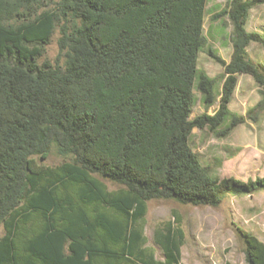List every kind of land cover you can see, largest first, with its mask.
<instances>
[{"label":"trees","instance_id":"trees-1","mask_svg":"<svg viewBox=\"0 0 264 264\" xmlns=\"http://www.w3.org/2000/svg\"><path fill=\"white\" fill-rule=\"evenodd\" d=\"M44 1L0 0V264H181L180 228L156 232L162 260L143 246L147 201L217 207L264 189V176L210 175L188 143L193 127L228 116L239 74L264 92V61L247 50L264 34L245 26L264 0L213 15L230 19L232 53L208 49L223 67L219 104L192 119L195 80L215 100V77L197 68L206 0ZM56 29L62 64L43 58ZM244 120L234 114L219 134ZM52 148L67 160L37 165ZM237 231L245 264H264V242Z\"/></svg>","mask_w":264,"mask_h":264},{"label":"rangeland","instance_id":"rangeland-1","mask_svg":"<svg viewBox=\"0 0 264 264\" xmlns=\"http://www.w3.org/2000/svg\"><path fill=\"white\" fill-rule=\"evenodd\" d=\"M55 1H44L41 9L53 8ZM229 0H206L203 32L207 37L205 47L199 52L197 68L215 77V100L206 105L203 95L193 89V102L189 118L203 112L213 114L219 104L223 67L209 54L211 48L225 60H229L233 47V26L227 15L214 18L213 15L227 8ZM40 9V10H41ZM248 31L264 34V3L257 4L249 11L246 22ZM56 29L51 36L43 58L51 62L63 63L59 53ZM249 57L254 61H264V46L251 42ZM42 58V59H43ZM252 115L248 110L260 101ZM229 114L214 130L208 125L193 127L188 143L200 163L214 177H235L241 180L264 176V92L250 75L239 74L237 84L228 104ZM234 114L243 115L245 120L224 134H219L229 126ZM67 158H62L54 148L46 158L35 157L37 165L56 166ZM108 189L117 185L104 180ZM180 228L183 233L180 247L181 264H245L244 245L237 228L253 233L264 242V189L246 195H228L217 207L181 204L174 200L152 199L146 202V212L142 220L144 247L152 250L156 259H164L163 251L155 242L156 232L166 226Z\"/></svg>","mask_w":264,"mask_h":264}]
</instances>
